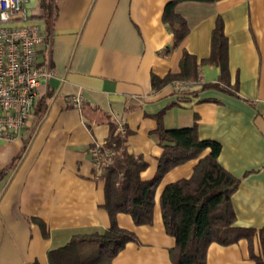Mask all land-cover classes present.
Listing matches in <instances>:
<instances>
[{"label":"crops","instance_id":"0c3cea01","mask_svg":"<svg viewBox=\"0 0 264 264\" xmlns=\"http://www.w3.org/2000/svg\"><path fill=\"white\" fill-rule=\"evenodd\" d=\"M169 1L26 0L28 21L51 37L49 52L40 47L38 60L47 57L52 74L37 85L18 137L0 141V264H49L47 252L74 233L108 228L100 175L108 160L97 163L95 151L104 148L113 126L125 137V149L146 163L141 179H152L163 150L153 135L158 117L165 129L195 122L200 139L220 143L218 161L240 178L230 197L233 224L264 226V0L177 1L174 10L188 28L178 44L162 16ZM218 16L228 45L227 84L218 80L220 68L207 62L196 81L159 82L180 71L183 52L197 62L210 55ZM77 93L80 107L69 99ZM198 157L163 173L151 224L115 215L136 239L112 264H173L174 240L158 199L163 186L191 175ZM248 249L245 238L212 242L206 264H254ZM252 249L264 260L256 234Z\"/></svg>","mask_w":264,"mask_h":264},{"label":"trees","instance_id":"16d2710c","mask_svg":"<svg viewBox=\"0 0 264 264\" xmlns=\"http://www.w3.org/2000/svg\"><path fill=\"white\" fill-rule=\"evenodd\" d=\"M177 1H169L162 14L173 32L174 44H178L188 31L184 18L174 10ZM222 25V18L218 16L210 39L211 52L207 58L197 62L194 55L183 52L180 71L167 74L159 82L166 83L173 79L196 81L199 78V66L207 62L220 68L218 80L227 84L228 45ZM160 120L159 117L156 120L157 127L153 135L163 150L157 160V171L150 180L141 179L139 174L146 163L125 149V137L111 126L105 146L101 148L107 150L108 162L100 166V175L105 181L103 207L110 216L111 224L103 231L74 233L63 245L47 252L49 264H112L115 254L126 242L136 239L132 231L117 225L115 215L124 212L137 225L151 224L155 186L163 173L188 159L198 157L207 148V153L196 159L191 175L163 186L158 199L163 227L174 240L168 252L170 260L173 264H206V251L210 243L228 245L245 238L253 263L264 264V260L252 249L255 234L264 244V226L255 230L233 224L235 212L230 197L237 189L240 178L228 172L218 161L220 143L212 139H200L195 122L191 126L165 129Z\"/></svg>","mask_w":264,"mask_h":264},{"label":"built area","instance_id":"2783aa9c","mask_svg":"<svg viewBox=\"0 0 264 264\" xmlns=\"http://www.w3.org/2000/svg\"><path fill=\"white\" fill-rule=\"evenodd\" d=\"M26 0H0V141L16 139L27 125L37 85L52 74L49 60H38L40 47L49 52L52 40L41 34L40 26L28 21ZM186 86H191L187 83ZM80 93L70 97L80 107ZM97 163L106 161L107 150L95 151Z\"/></svg>","mask_w":264,"mask_h":264}]
</instances>
